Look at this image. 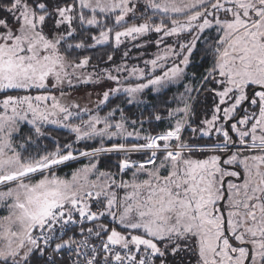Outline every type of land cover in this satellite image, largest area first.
<instances>
[{
    "label": "snow or ice",
    "instance_id": "6c2138e0",
    "mask_svg": "<svg viewBox=\"0 0 264 264\" xmlns=\"http://www.w3.org/2000/svg\"><path fill=\"white\" fill-rule=\"evenodd\" d=\"M0 264H264V0H0Z\"/></svg>",
    "mask_w": 264,
    "mask_h": 264
}]
</instances>
